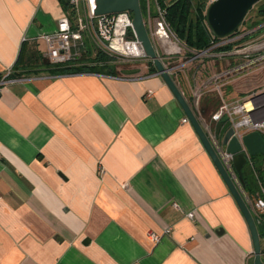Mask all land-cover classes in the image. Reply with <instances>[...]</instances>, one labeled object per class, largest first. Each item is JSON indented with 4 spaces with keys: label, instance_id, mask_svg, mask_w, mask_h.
Returning <instances> with one entry per match:
<instances>
[{
    "label": "crops",
    "instance_id": "crops-1",
    "mask_svg": "<svg viewBox=\"0 0 264 264\" xmlns=\"http://www.w3.org/2000/svg\"><path fill=\"white\" fill-rule=\"evenodd\" d=\"M64 12L59 0H0V75L23 43L47 59L41 36ZM193 53L163 62L189 105L201 89L214 129L222 100L263 87L264 68L230 49ZM84 55L67 66L92 70L31 64L0 92V264H253L247 224L161 76L145 61L103 73ZM210 97L217 108L201 109Z\"/></svg>",
    "mask_w": 264,
    "mask_h": 264
},
{
    "label": "built area",
    "instance_id": "built-area-1",
    "mask_svg": "<svg viewBox=\"0 0 264 264\" xmlns=\"http://www.w3.org/2000/svg\"><path fill=\"white\" fill-rule=\"evenodd\" d=\"M144 4L143 16L147 31L153 41V44L163 61V56L172 54H180L183 52L182 46H177L172 51H161V48L169 47L168 42L177 41L179 39L173 33L171 27L166 20V11L160 5L158 0H142ZM206 7L214 0H204ZM71 0H68V3ZM86 16L91 25V33L95 44L100 49L96 52H102L106 55L114 57L116 63L144 61L149 60L144 52L141 43L138 41L133 26L132 15L129 11L118 12L111 15L96 16L94 11L96 8V0H82ZM72 6V5H69ZM95 22V23H94ZM81 26L73 27L71 25L69 15L64 12L56 23V28L52 32L45 33L41 37L46 46V56L48 61L53 65H66L76 62L81 58L82 52L76 48L77 42L81 41ZM247 38L243 40L244 38ZM25 38H23V41ZM168 44V45H167ZM79 44H77L78 46ZM230 45V51L233 54H244L247 59L245 65L254 68H264V22L245 31H238L232 35L220 39L215 42L212 47ZM211 47V48H212ZM76 48V49H75ZM194 51V56L190 59L202 57L211 49ZM95 55V56H96ZM233 68L230 72L240 69ZM12 69H7L0 75V92L5 84L15 80L12 76ZM219 76V75H218ZM217 76V77H218ZM219 91V87H217ZM191 109L207 134L212 146L220 157V160L228 172L230 178L239 187L240 192L247 203L251 213L255 218L264 216V188L262 196L246 195L242 190L241 183L233 168V154L227 152L215 135L210 123L204 122L199 112V102L202 97L201 89L194 88L191 93ZM227 117L230 126L233 127L234 133L241 137L245 133L257 131L264 135V86L249 93L245 98L226 102L222 100L219 107L211 114L210 122H218L223 117ZM188 121L186 117L183 122ZM251 165L249 160L248 162ZM188 218L193 217V213L187 214ZM150 236L158 241L159 236L151 233Z\"/></svg>",
    "mask_w": 264,
    "mask_h": 264
},
{
    "label": "water",
    "instance_id": "water-1",
    "mask_svg": "<svg viewBox=\"0 0 264 264\" xmlns=\"http://www.w3.org/2000/svg\"><path fill=\"white\" fill-rule=\"evenodd\" d=\"M259 1L260 0H214L207 5L204 11L205 25L215 38L222 39L232 35L238 30L247 13ZM123 11H129L131 13L132 26L144 52L148 56V59L153 63L156 73L161 76L179 103L187 120L193 127L203 147L226 184L230 194L235 200L250 232L253 244V264H264V258L262 257L263 252L257 228V225L260 222L254 218L239 187L230 178L201 123L171 77L170 72L173 70V67L165 65L160 58V55L157 53L144 23L140 1L96 0V8L94 11L96 16L111 15ZM213 130L225 150L233 154V168L238 176L241 186L244 187L245 182L242 176V169L252 156L264 154V138L257 131L245 133L241 137H238L234 133L233 127L230 126V122L225 116L215 124Z\"/></svg>",
    "mask_w": 264,
    "mask_h": 264
},
{
    "label": "trees",
    "instance_id": "trees-1",
    "mask_svg": "<svg viewBox=\"0 0 264 264\" xmlns=\"http://www.w3.org/2000/svg\"><path fill=\"white\" fill-rule=\"evenodd\" d=\"M140 1V7L142 15L144 16V4L142 0ZM160 5L166 11V20L169 23L172 31L175 33L176 37L182 42L188 50L200 51L204 49L211 48L213 44L220 39L215 38L209 32L207 26L205 25V16L204 11L206 9V3L204 0H171L170 2H166V0H158ZM263 0H260L261 2ZM63 10L71 9V6L68 5V0H59ZM258 2V3H259ZM244 22V20H243ZM242 22V23H243ZM264 22V3L258 6L257 8V18L251 21L247 26L248 28H253L255 26L260 25ZM240 31V27L236 32ZM235 32V33H236ZM247 39L246 37L243 39ZM26 41V40H24ZM23 41V42H24ZM25 44L23 43V47L21 48L19 58L15 63V70L12 71L11 76L17 77L21 76V74L25 73L20 70L21 67L31 66V64H36L35 66H41L42 69L53 73V74H65V73H75L85 70H92V67L87 66H67L66 65H53L48 59L44 58L36 49H26ZM230 45L226 46H217L212 47L217 50H228L230 49ZM211 48V49H212ZM81 52H84L82 50ZM23 56V57H22ZM21 57V58H20ZM93 62H97V64H101L100 72L108 73V74H123L127 71V65L136 66L143 61H131V62H122L116 63L114 57L106 55L102 52H98L96 57L92 60ZM148 67L149 72H155L156 69L153 63L150 60H144ZM115 63L112 65L111 63ZM19 64V65H18ZM117 67V69H116ZM207 105L208 107H213L214 109L218 106V101L213 97L207 98L205 102L201 104V109L203 105ZM205 108V106H204ZM203 108V109H204ZM264 154L260 156H252L250 158L251 165L247 166L249 168V173H243V179L245 182V186L243 191L247 192L248 196L257 195L262 196V189L264 188ZM252 185V187H251ZM254 186V187H253ZM244 192V193H245ZM260 218H255L259 220L261 225H258V233L260 239H264V217L260 216ZM263 226V227H262ZM263 258H264V249H262Z\"/></svg>",
    "mask_w": 264,
    "mask_h": 264
},
{
    "label": "rangeland",
    "instance_id": "rangeland-1",
    "mask_svg": "<svg viewBox=\"0 0 264 264\" xmlns=\"http://www.w3.org/2000/svg\"><path fill=\"white\" fill-rule=\"evenodd\" d=\"M71 2H72V4L70 2L68 3V5H72L71 9L70 8L67 9L66 12L69 15L71 25L73 27H79V25H80L82 28L81 30H82V34H83L82 35V38H83L82 44L83 45H81V41H79V42H77V44H79V45L77 46V44H76V48L78 47V49L80 51L84 50V53L86 55V57L83 58L84 60H90L91 61L93 59V57L96 55V52L99 51L100 49L95 44L94 39L92 37L91 25L89 23V20H87L88 17L86 16V10L84 9V5L82 3V0H71ZM262 3H264V0L255 4L253 6V8L247 13V15L244 18V22L241 23V25H240V31H245L246 28L248 27L247 25L251 21H253L257 18V8H258V6L262 5ZM168 43H169V47L166 48V50L164 48H161L162 49L161 51L167 52L169 50V51L173 52L177 46H180V44L182 46L183 51L188 50L186 48V46L180 41L179 42L172 41V42H168ZM126 68H131V65H127Z\"/></svg>",
    "mask_w": 264,
    "mask_h": 264
}]
</instances>
